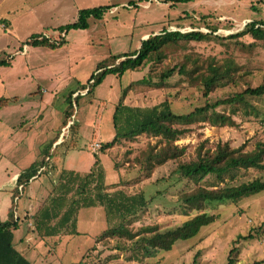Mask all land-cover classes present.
I'll return each mask as SVG.
<instances>
[{"label": "rangeland", "instance_id": "374dc122", "mask_svg": "<svg viewBox=\"0 0 264 264\" xmlns=\"http://www.w3.org/2000/svg\"><path fill=\"white\" fill-rule=\"evenodd\" d=\"M68 1L0 0V61L10 62L9 66L0 67V184L6 182L13 172L27 170L42 155L40 147L44 142L49 144L50 137H45V132L42 136L40 131L61 126L65 111L71 106L66 98L72 81L77 85L78 80L73 90L88 86L98 63L111 56L135 52L145 37L165 30L200 32L209 37L203 41H182L172 45L165 49V59L161 62H150L121 78L108 76L92 94L75 103L72 108L75 119L70 117L58 129L59 137L70 121L75 124L69 133H65V139L69 141L66 140L67 148H74L62 156L60 168L82 172L81 176L85 177L99 158L105 171L103 192L114 195L122 191L128 196L142 194L148 201L147 206L127 218L126 227L131 235L102 237L106 230L121 221L108 223L105 210L99 206L80 210L76 226L79 235L70 234L71 226L48 243L32 234L33 217L59 194L56 188L60 183L61 169L50 179L42 176L34 183L46 181L48 186V195L38 201L39 205L28 206L22 212L27 196L19 197L21 221L14 232V242L25 246L21 240L25 233H29L33 248L42 245L45 250L46 247L61 249L54 254L60 264H194L195 261L199 264H227L230 258L234 264L264 261V192L240 201L209 203L205 212L215 215L216 222L203 228L198 236L178 242L169 252L146 255L143 237L150 236V233L142 231L152 227L167 230L198 214L188 212L186 216L185 207L180 202L183 193L197 188L196 183L181 175L180 165L196 161L202 146L203 152L212 153L219 143L227 142L232 148L243 146L245 152L253 151L259 142L264 141L262 118L246 117L240 112L233 113L230 106H222L216 111L230 116L234 126H214L203 119L191 125H177L180 129H187L186 134L175 142L177 147L185 150L184 155L162 166L154 164L150 174L142 169L138 159L145 162V154L152 150L159 152L166 145L160 137L144 134L131 141L122 140L105 153L100 151L103 144L115 136V106L127 89L125 105L151 108L167 102L175 114L187 115L206 103H215L248 87L259 86L264 77V40H255L251 35L230 37L253 22L264 24V0H193L187 3L176 0H70L69 9L62 12ZM147 3H150L149 8H145ZM55 4H63L57 16L54 15L57 13L53 8ZM101 6H110L111 10L100 20L89 19V28L85 31L70 30L68 34H62L53 28L76 22L77 12L81 9ZM10 24L18 39L10 35ZM36 32L50 43H66L56 49L26 46L31 34ZM28 56L29 62L36 60L28 63L32 64L31 67L27 65ZM230 63L235 68L233 78L224 86L215 87L206 98L203 75H210V66L225 67ZM182 67L188 75L178 73ZM173 68L175 74L161 87L139 83L145 78L157 84L162 73ZM70 78L74 79L70 81ZM52 79H56L54 85ZM54 95L57 98L53 106L48 99ZM250 102L264 111V98L250 99ZM41 116L43 121L35 123ZM95 141L103 143L101 148H95ZM60 152L61 148L55 157ZM240 173L244 182L264 179V171ZM97 180L88 185L87 196L97 195ZM200 186L210 189L224 184L207 177ZM77 199L82 197L75 189L68 195V201ZM8 213L9 202L2 219H7Z\"/></svg>", "mask_w": 264, "mask_h": 264}, {"label": "trees", "instance_id": "16d2710c", "mask_svg": "<svg viewBox=\"0 0 264 264\" xmlns=\"http://www.w3.org/2000/svg\"><path fill=\"white\" fill-rule=\"evenodd\" d=\"M190 1L193 0H176L178 3ZM109 10H111L110 6L81 9L76 22L59 27L58 31L67 34L70 30H86L89 28V19L100 20ZM263 25V23L253 22L247 25L242 32L232 35L230 38L251 35L255 40H264ZM40 37V35H33L26 44L34 47L43 46L56 49L66 43L65 41L58 44L50 43L45 38L40 40ZM208 37V35L200 32L182 33L167 30L152 35L141 42L139 50L124 55L111 56L98 63L94 74L89 79L88 86H83V90L89 89L88 93H92L108 76L114 75L121 78L128 72L142 69L150 62H161L165 59V49L172 45H178L182 41H203ZM9 65L8 60L0 61V67ZM234 70V65L232 66L231 63L225 67L210 66V75H203L202 77L204 96L208 98L215 87L224 86L227 80L233 78L232 71ZM175 72L176 69L173 68L162 73L157 84L145 78L139 83L161 87ZM178 73L188 75L184 67ZM92 81L93 84L90 85ZM127 94L128 89L123 92L122 97L115 106L113 115L115 136L110 142L103 144L100 151L105 153L120 144L122 140L131 141L144 134L160 137L166 145L159 152L152 150L145 154L143 158L145 162L138 159L142 169H145L149 174L154 169V164L162 166L168 161L176 160L184 155L185 150L177 147L175 142L180 136L186 134L187 129H180L177 125H191L196 120L203 119L214 126H234L235 122L230 116L216 111L217 108L222 106H230L233 113L240 112L243 116L262 118V121H264V111L250 102V99L264 98V77L262 83L257 87H248L244 91L234 93L227 99L215 103H206L204 107L197 108L187 115L175 114L167 102L151 108L130 107L124 103ZM70 109L69 106L66 110V117L70 116ZM179 170L184 178L197 184L196 189L183 193L180 197V202L185 207V215L188 216V212H198V214L167 230L162 231L157 227L144 228L142 231L150 233V236L143 237L144 252L148 256H153L157 251L169 252L178 242L188 241L198 236L203 228L214 224L217 217L205 212L209 203L235 202L249 195L263 193L264 179L256 178L244 182L240 172L264 171V141L259 142L251 152H245L243 146L237 149L232 148L227 142L219 143L212 153L203 152L202 146L198 151L197 160L180 165ZM36 174L37 168L32 166L19 177V184H26ZM81 175L73 171H62L59 179L60 183L56 188L59 194L54 195L50 199V204L40 209L33 217L37 236L48 243L49 240L52 241V239L62 235L63 231L66 232L69 226L72 227L70 234L79 235L76 226L80 210L98 206L105 210L108 223L113 220L121 221L119 225L106 230L102 237L131 235L126 227L127 218L147 206L148 201L144 196L142 194L128 196L122 191H117L114 195L103 192L105 188L103 184L105 171L99 158L96 159L94 167L88 175L85 177ZM207 177H212L224 186L210 189L200 186V183ZM96 179H98L95 187L98 191L97 195L95 197L87 196L88 185ZM75 189L82 199L73 200L69 203L68 195ZM56 220L57 222L52 225ZM19 223L20 221L15 217L12 208L9 211L8 219L6 221L0 220V264H33L14 246V232L19 228ZM194 264L199 263L195 261ZM227 264H234V261L230 258ZM255 264H264V261Z\"/></svg>", "mask_w": 264, "mask_h": 264}, {"label": "crops", "instance_id": "0c3cea01", "mask_svg": "<svg viewBox=\"0 0 264 264\" xmlns=\"http://www.w3.org/2000/svg\"><path fill=\"white\" fill-rule=\"evenodd\" d=\"M70 3H71V1L69 0L67 2V4L63 7L62 12H65V10L69 9L68 7H69V5H71ZM0 4H2V3H0ZM62 5L63 4H60V5L55 4V6L53 8L56 9V12L57 13H54V15L57 16L58 11L62 8ZM149 7H150V3H147L145 5V8H149ZM79 11L77 12L78 17H79ZM61 14L62 13H60L59 15H61ZM66 25H69V24H61V25L53 26V28H56V30L58 31V28L59 27L66 26ZM8 27H9V29H12L11 30V33L12 34L10 33V35L13 36V37H16L15 39H18L19 37L17 38V34L14 33V29L12 28V25L10 24V25H8ZM82 31H85V30H82ZM37 33L38 32L33 33V35H40V34H37ZM33 35L31 34V37ZM40 36H42V35H40ZM30 38L27 40V42L30 40ZM144 39L146 40L147 37H145ZM25 45H27V44H25ZM34 50H36V49H34ZM34 50L33 51H30V54H32L34 52ZM30 54H29V56H30ZM29 56L27 57V65L29 67H31L32 64H28V63H33V61H36V60H30V62H29V59H30ZM38 59H40V58H38ZM73 79L70 78V81H72ZM55 80L56 79H52L51 80L52 85L55 84L54 83ZM77 85H78V80H77ZM77 85L75 84L74 81H72L71 84H70V86H68V88L70 87L69 88L70 89V92L68 93V96L66 98V102H68L71 105L70 106L71 107V109H70V112H71L70 116L66 117V111H65L64 120H63L61 126H58L57 128H54V129L52 128V129H50L48 131H46L47 129L45 131L44 130H41L40 131V134L41 135H42V133L45 132L44 133L45 134V137H50L49 138L50 143L48 144V142H44L42 144L43 146L40 147V148H42V155L39 157V159L36 160V162H33V164H31V166L27 170H25L24 172H13L12 173V176H9V179L6 182L4 181V182H2L0 184V220L1 221H6L8 219V218L7 219H2V217L5 215V211H6L7 207H8V202H9V211L12 208V210H14V215L16 214L15 217H17L18 221H21L20 220V217H19L20 216L19 215L20 212H18V209H19V203L18 202L20 200L19 197H21V196H23L25 194L27 196V199H26L25 205H23L22 212L28 206L30 207V206H34V205H36V206L39 205V202L38 201L39 200H42L43 198H45L48 195V189H47L48 186L46 185V181L34 185V183L36 181H38L42 176H45L46 178H49L50 179V177L53 176L54 174H56V173L58 174V172H60L61 169H62V171H69V172L70 171H73V172H76V173L83 174L82 172H79V171H76V170H73V169H66L64 167L60 168V159L63 158L62 156L67 155L69 153V151L74 148V146H71V147L67 148L68 147V144L66 145V140L68 141V139H64V141L61 144H58L59 138L61 137L60 135L58 137V129H60L61 127H63L64 121L66 123V121L67 120L69 121L70 120V117L73 116V114H72L73 109L72 108L75 107L74 106L75 103L77 104V101L81 97H87L88 94H92V93H88V90H83V88H77L76 90H73ZM54 90H55L54 92L57 93V89H54ZM39 92H44L45 93V91H42V90H40ZM56 98H57V96L54 95V97H52L51 100L48 99V102H50L51 105H53L54 102H55V100H56ZM73 119H75V118H73ZM40 120L43 121V117L42 116H41V118L39 120L35 121V123H38ZM98 142L99 141H95V143H98ZM100 144H103V143L100 142ZM46 146H47V149H46ZM59 148H61V152L60 153H57L56 154L57 156L55 157V153L57 152V150ZM58 155H59V158L57 159ZM47 159H51L50 164H49L51 166L48 168L49 169L48 171H46L45 173L41 174L40 177L37 176V174L35 176H32L28 180V182L26 184H19L18 180H19V177L22 174L26 173L32 166H34V167L36 166L37 172H38V168L40 166H42V165L45 166L44 163H45V160H47ZM16 190H17V192H16ZM15 205L17 206V208H16ZM33 208H31V209L33 210ZM8 215H9V213H8ZM32 234H36L34 225H33ZM29 235H30L29 233H25V235L23 236V239L21 240L22 243H24L25 246H21L20 244H16L14 242L15 248L22 255H24L33 264H56V263L57 264H60L61 263V261L60 262L58 261V256L55 257V255H54V254H56V251L59 252V250H61V249H55V248L54 249H50L49 247L44 246V247H46V250H45V249H42L43 248L42 245H41V247L33 248V246H30L29 239H31V238H28ZM14 240H15V237H14ZM42 242L46 244L45 241H42ZM60 254H62V253H60ZM59 259H62V258H59Z\"/></svg>", "mask_w": 264, "mask_h": 264}, {"label": "built area", "instance_id": "2783aa9c", "mask_svg": "<svg viewBox=\"0 0 264 264\" xmlns=\"http://www.w3.org/2000/svg\"><path fill=\"white\" fill-rule=\"evenodd\" d=\"M62 34H65V33H62ZM43 38H45V39H47L46 37H43V36H41L40 37V40L41 39H43ZM57 44V43H56ZM27 46V45H26ZM91 84H93V81L90 83V85ZM87 90H89V89H87ZM74 123H73V121L71 122H69L68 124H67V126L66 127H64V129H63V133L61 134V137L59 138V142H58V144H61L63 141H64V139L66 138L65 136V133L67 132V133H69V129L71 128V126L73 125ZM57 144V145H58ZM95 148L96 149H99V148H101V145H100V143H96L95 144ZM50 161H51V159H47V160H45V166H40L39 168H38V172H37V176H40L41 174H43V173H45L46 171H48L49 169V167L51 166V165H49L50 164ZM22 188V187H21ZM17 200V199H16Z\"/></svg>", "mask_w": 264, "mask_h": 264}]
</instances>
